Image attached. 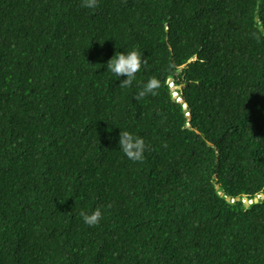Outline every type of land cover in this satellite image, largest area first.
Instances as JSON below:
<instances>
[{"label": "trees", "instance_id": "trees-1", "mask_svg": "<svg viewBox=\"0 0 264 264\" xmlns=\"http://www.w3.org/2000/svg\"><path fill=\"white\" fill-rule=\"evenodd\" d=\"M260 193L264 0H0V264H264Z\"/></svg>", "mask_w": 264, "mask_h": 264}, {"label": "clouds", "instance_id": "clouds-1", "mask_svg": "<svg viewBox=\"0 0 264 264\" xmlns=\"http://www.w3.org/2000/svg\"><path fill=\"white\" fill-rule=\"evenodd\" d=\"M82 6L87 9H94L98 0H81ZM190 58L188 61L193 60ZM144 60L142 58V52L136 48H131L127 51H114L112 56L107 60L105 65V71H108L116 79L121 76L124 78L120 80L119 84L122 86H129L132 84L135 73L140 70ZM181 68V67H180ZM179 68V69H180ZM166 82L171 90L172 97L177 101H181V84H177L173 81L172 76H168ZM159 87V81L155 78L147 79L139 92L137 97H144L145 95L155 94V90ZM177 92L176 96L174 93ZM136 98V97H134ZM186 112L187 120L189 119V113L187 108L183 106ZM118 148L124 153V155L132 161H142L144 158V151L146 148L145 142L142 137L134 135L128 131L121 132L119 130ZM259 195V194H258ZM80 217L84 224L88 226H95L100 223L102 217V210L100 207H96L90 211L81 210Z\"/></svg>", "mask_w": 264, "mask_h": 264}, {"label": "water", "instance_id": "water-1", "mask_svg": "<svg viewBox=\"0 0 264 264\" xmlns=\"http://www.w3.org/2000/svg\"><path fill=\"white\" fill-rule=\"evenodd\" d=\"M215 187L217 188L218 185H215ZM259 198H264V193H260L259 195L254 196L252 199H248L247 197H244L242 201L245 207H247L250 204V202L252 201L257 202ZM234 199L239 200L240 198L239 196H236ZM226 200L230 201L231 198L229 196H226Z\"/></svg>", "mask_w": 264, "mask_h": 264}]
</instances>
